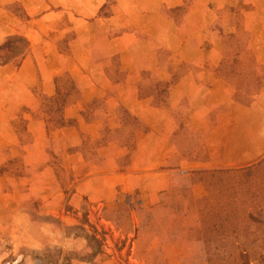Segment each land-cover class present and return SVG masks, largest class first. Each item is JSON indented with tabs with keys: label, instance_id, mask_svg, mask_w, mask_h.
<instances>
[{
	"label": "crops",
	"instance_id": "obj_1",
	"mask_svg": "<svg viewBox=\"0 0 264 264\" xmlns=\"http://www.w3.org/2000/svg\"><path fill=\"white\" fill-rule=\"evenodd\" d=\"M13 1L23 6L27 18L16 16L8 8L9 1L0 2V44L10 36L23 35L30 47L19 67L14 64L0 65V165L9 159L12 150L21 149V142L11 126V118L20 108H27V113L32 116L25 117L29 119V129L33 132V140L22 148L28 151L46 138L43 116L37 105L39 94L52 96L55 93V78L66 72L77 82L82 97L66 107L64 114L66 118L76 119L81 126L84 120L80 112L94 97L112 85L95 56H98L99 51L109 55L125 53L141 37L147 39L146 45L150 48L148 53L153 61L159 47L171 53L181 48L180 59H189L192 68L179 81L176 94L179 99L175 103L183 99L187 101L189 109L185 119L190 120V125L197 131L199 123L212 119L208 108L199 106V103L205 99L209 103L210 98H215L221 83L214 73L221 56V47L217 46L215 38L218 28H204L209 42L205 39L207 46H196L197 40L199 43L202 41L197 32L200 27H189L187 31L185 26L169 16L168 11L184 6L187 13L184 22L207 27L215 19L214 22L218 21L215 15L217 8H232L239 3L238 0H65L64 5L58 2L59 10L54 9V0ZM244 2L253 5L259 4L260 0ZM106 8L109 9L108 13L104 12ZM250 22L246 18L245 29L255 39L257 36L261 38L260 26L250 27ZM109 23L114 28H110ZM159 28L163 33H159ZM64 38H70L67 46L62 42ZM151 63L153 72L157 68ZM108 102L111 109L124 105L140 116L150 129L149 133L138 134V150L131 165L120 170L112 158L104 160L95 156L89 160L80 153H65L66 167L72 173L68 181L71 183V193L66 201L72 206L66 207L63 206L64 189L51 174L49 166L45 165L49 160L44 158L25 162L29 168L35 169L32 174L33 187L32 191L19 197L20 200L29 197L44 202L47 214L59 216L63 221L72 220L70 215H81L85 211L90 216H96L99 222L97 227L107 232L103 240V253L93 257L92 261L73 259L71 264H168L169 261L175 264H204L201 256L197 260L195 256H186L179 250L180 246L193 245V241L185 237L184 227L179 231V239L167 235L169 229L171 231L169 220L174 223L172 231L179 230V216L186 213L181 189L190 183V164L185 160L173 171L161 170L165 165L164 159L168 157L167 152L171 149L169 137L175 127L172 111H144L143 104L150 103V99L139 100L137 89L132 84L120 87L117 96ZM75 129L64 127L53 134ZM158 132H162L160 144L157 141L152 143L149 134ZM42 165L46 166L44 171L38 170ZM108 166L111 169L107 170ZM158 193L163 203L165 200L166 207L162 210V214L168 216L163 218L167 225L165 229L162 219L155 216L153 209ZM14 214L13 220L7 224L6 234L12 246L13 264H43L39 258L21 253L22 248L40 253L51 248L87 249L84 237L66 234L52 218L40 223L33 232L29 213L19 209ZM174 215L178 218L171 219ZM167 244L175 250L173 255L167 256L163 252ZM119 247L123 249H117ZM188 258L192 261H187ZM4 262L0 260V263Z\"/></svg>",
	"mask_w": 264,
	"mask_h": 264
},
{
	"label": "rangeland",
	"instance_id": "obj_2",
	"mask_svg": "<svg viewBox=\"0 0 264 264\" xmlns=\"http://www.w3.org/2000/svg\"><path fill=\"white\" fill-rule=\"evenodd\" d=\"M2 1L3 0H0V2ZM7 1H9L7 3L9 9L10 6L14 4H19L23 8L17 1ZM54 2L55 6L58 5V2L63 5L65 4V0H54ZM238 2L239 3L232 8H217L218 10L215 12V15L218 21L214 22L216 20L214 18L213 24L207 27H203V24H193L190 22H185L183 26L186 27L187 31L189 27H200L197 32L201 35L199 39L202 41L200 40L201 43H199L197 40L196 45L199 47L207 46V41L209 42L206 38L208 36H206L203 31L204 28H211V30H216L218 28L215 32L217 46L221 47V56L218 64L223 60H227L228 64H236L238 75L233 77L231 84L234 85L235 82L236 85L242 84L245 86L247 80H249V83L253 80V83L249 85L251 90L247 95L244 94L245 97H242V101L232 102L230 93L233 92L232 90H234V87L231 88L229 82L226 83L219 78L221 83L218 85L217 94H215L216 97L210 98L209 103H207L208 99L199 103V106H206L212 116L211 120L205 119L202 123H199L200 128L198 130L203 133V144L200 149L197 151H190V143H188L186 139L183 138L182 144H179L177 140L174 142L169 137L171 149L168 150V157L164 159L165 165L161 168V170L173 171L178 168L183 160L190 164L189 186L181 189V194L186 204V213L184 216H179L181 222L178 231H172L174 223L169 220L172 232L168 228L170 233L168 232L167 235L168 237L172 235L179 239L181 233L179 231H181V227H184L186 232L185 237L189 241H193V245L185 247L180 246L179 250L186 256H195L197 260H199L201 256L202 260L204 259V264H264V0H260L259 4L256 3L253 5L251 3H245L244 0H238ZM17 6L15 5V7ZM55 6H53L54 9L59 10L58 6ZM233 9L236 10V12H233ZM11 11L13 10L11 9ZM104 12L108 13L109 9L106 8ZM212 15H214V13ZM246 18L249 19V22L251 21L249 23L250 27L255 26L259 28L260 26L259 30L262 33V37L260 36L261 38L257 36L255 39L254 35L245 29ZM108 25L110 28H114L112 23ZM201 26L203 28H201ZM238 29L248 35L240 37L238 41H232L231 45L235 46L234 43L237 42L239 44L238 49L242 54H228L224 56L225 58L223 59V36L225 37L227 33L235 32ZM159 33H163L160 31V28ZM215 38H213V40ZM226 39L228 40V38ZM145 41H147L146 38ZM171 45L174 46L172 43ZM147 47L148 50H150L149 46ZM159 49L160 47L158 50ZM167 51L169 52V54H167V59L170 60V62L177 63L183 60L190 62L189 59H180V57H182L181 48L175 49L174 52L172 51L173 53L169 50ZM156 53L153 59H156ZM153 74L161 82L169 78L167 72L158 69L153 71ZM255 88L257 90H255ZM176 94L170 100L167 108L160 109H170L172 111L174 108L182 105L184 110L187 111L189 105L185 99L180 103H175L179 99V95L176 96ZM192 94L194 93L190 95ZM42 96L44 95L39 94L37 105L39 112L43 116L41 117L46 129L45 116L40 107L41 100H43L41 99ZM44 105H47V109L51 108L49 103H45ZM27 111V108H20L11 118V126L13 130L15 129L18 141L21 143H28L33 140V132L29 129L31 127L29 126V119L25 118L31 116ZM214 112L216 118H214ZM30 118H32V116ZM113 120V118L110 119L111 122ZM143 122L145 123L144 120ZM184 122L191 124V121L188 119H184ZM84 123L81 127L77 122L76 129L72 132H56L53 134V132L56 131L54 130L48 136L46 135L44 140L39 141L35 148H31L28 151L22 150L23 145H21V149L12 150L9 159L0 165V260L5 261L0 264H13L12 246L8 241L10 238L6 239V234H8L7 229L9 227L7 224L13 220L14 213L19 209L29 213L31 226H33L31 231L33 232L34 229L38 228L37 226H39L40 223L52 218V221H55V223L63 228V231L68 235H75L78 233L85 236L86 234H93L95 237L102 240V242L106 239L105 234L107 232L97 227L96 224L99 222L94 214L90 216L88 212L85 211L81 213V215H70V217L73 218L72 220L66 219L63 221L59 216L52 217L47 214V208L44 202H37L34 198L29 197L25 200H20L21 196L32 191L31 189L33 187L32 174L35 169L26 168V163L47 158L49 161L51 160V162H53L57 172L55 174L53 167H49L51 169V174L64 189L62 193L65 195L63 197L65 200L63 206H72L68 205V202H66L71 193V188L69 187L71 183H69V180H71L72 174L71 170L66 167L65 158L63 157L65 153L72 154L67 151V146L69 144H75L76 146L79 142H84L82 146L88 149L89 155L92 154L91 152H93L94 149L99 147V145H96L95 142L92 141L98 135L100 121L87 123L84 120ZM145 125L147 126L146 123ZM149 132L150 129L148 128L147 133ZM139 133L146 134L141 131L136 132V148L131 154L130 162H128L127 159H123L124 161L118 164L114 157L103 158L101 154L104 153L105 150L100 152V154L97 153L92 155L89 160L95 156H100V158L104 160L112 158L120 170L127 168L131 165L133 157L137 153V137H139ZM161 133L162 132H158L155 135L149 134L152 143H155V141L159 143V139L162 136ZM42 147L44 148L43 150ZM50 149L51 153L48 152ZM181 149L184 154L189 157L186 156V158H181L179 156V150ZM253 165L254 167H252V169L254 170L250 174L246 175L247 171L234 172L236 170H244L246 167ZM109 167L110 166L107 167V170L111 169ZM44 169L45 167H43L41 171H44ZM221 170H231L232 173L226 171L221 172ZM19 172H22V174L19 175ZM217 172L220 175H217ZM140 185L143 184L141 183ZM159 196L161 197L159 193L155 196L153 209L155 211V216L162 219L165 229L167 225H165L163 218L168 216L162 214V210H164L166 206L165 200L163 203V200L159 199ZM174 209L177 210V208ZM222 213L230 215L229 219L226 217L215 219L218 214ZM248 213L252 214L256 219H249ZM177 218V215L171 217V219ZM68 222L73 223L71 224ZM62 224H66V226L62 227ZM213 226H217L220 230L225 228H237L239 239L235 241V246L230 242L233 238L228 239L227 242L218 239L213 233V228L211 229ZM212 235L215 236L216 239L207 247L205 241L209 238L211 239ZM164 237L165 233L163 231V239ZM91 245L92 250L97 251L99 249L97 245L94 246L93 241ZM117 249L120 250L123 249V247ZM162 250L167 256L175 253V250L169 244ZM102 251H104L103 247ZM20 252L32 258H39L43 264H71L73 259L84 256L87 251L78 249L73 250V248L69 250L51 248L40 253L22 248ZM209 255L213 256L212 260H209ZM186 260L192 261L190 258ZM168 264L175 263L169 261Z\"/></svg>",
	"mask_w": 264,
	"mask_h": 264
},
{
	"label": "trees",
	"instance_id": "obj_3",
	"mask_svg": "<svg viewBox=\"0 0 264 264\" xmlns=\"http://www.w3.org/2000/svg\"><path fill=\"white\" fill-rule=\"evenodd\" d=\"M15 5L17 6L19 4L10 6V9L13 10L15 15L21 19L27 18L23 8L20 5V7H15ZM232 11L236 12L234 9ZM168 12L170 14L169 16L175 18L179 24L183 25V23H185L184 21L187 13L184 6L170 9ZM247 35V33L238 29L235 32L227 33L225 37L223 36V59L225 58L224 56H227L228 54H242L238 49L239 44L236 42L234 43L235 46H232L231 43L232 41H238L240 37ZM226 38H228V40ZM69 39L70 38H64L62 40L63 44H66L67 46ZM146 43L147 41H145V38L141 37L136 45L132 46L127 52L123 54L109 55L105 52L99 51L98 56H95V60L102 64L105 75L110 80L112 85L94 97L88 103L87 107L80 112V115L87 123L100 121L98 135L92 141L95 142L96 145H99V147L94 149V151L91 152L92 154L89 155L88 149L82 146L84 142H79V144H76V146L75 144H69L67 146V151L71 153L80 152L85 159H89L92 155L97 153L100 154V152L105 150L104 153L101 154L103 155V158L114 157L118 164H120L121 161H124L123 159H127V161L130 162L131 154L136 148V132L141 131L147 133L148 127L145 125L140 116L132 114L124 106L120 105L111 109L108 100L117 96L118 89L120 87L132 84L135 85L137 89V97L139 100L144 101L146 99H150V103L147 105L143 104L144 111H147V109L148 111H153L160 108H167L169 106L170 100L179 90V81L181 77L189 73L190 69L192 68L190 65L191 63L186 60L179 61L177 63L170 62V60L167 59V54H169V52L163 48L157 50L156 59L153 61L148 53L149 50L146 46ZM29 47V42L23 36L15 35L8 37L2 44H0V65L14 64L15 66L19 67L24 57L28 54ZM151 62L154 63L158 70L168 73L169 78L167 81L161 82L157 79V77L151 71ZM214 73L224 82H229V84L232 83L231 81L233 77L238 75L236 64H228L227 60L221 61L217 68L214 69ZM250 82L251 83H249V80H247L245 86L242 84L236 85L235 82L234 85L231 84V88L234 87V90H232L233 92L230 93L232 96L230 97L232 98V102L242 101V97H245L244 94L247 95L251 90L249 85L253 83V80ZM255 90L257 89L255 88ZM81 97L82 94L77 82L69 73H64L63 75L55 78V93L52 96L41 97L43 100H41L40 107L45 116L44 120L46 123L47 136L54 130L64 127L77 126V120L66 118L64 110L69 105L80 100ZM45 103H49L51 108L47 109V105H44ZM186 112L187 111L184 110L182 105L172 110L175 127L172 134L170 135V138L174 142L177 140L179 144H182L184 138L188 141V143H190V151H197L203 144V133L202 131L195 130L190 124L184 122ZM111 118L114 119L112 122L110 121ZM28 143L22 142L21 145ZM48 152L51 153V149ZM179 156L181 158H186L188 155H185L181 149L179 150ZM45 165L53 167L55 174L57 173L55 170V165L53 162H51V160ZM45 165L39 166L38 170H42L43 167H46ZM25 167L29 168L26 165ZM252 167H254V165L246 167L244 170H236L234 172L247 171V175L254 170ZM224 171L232 173L231 170H221V172ZM18 174L21 175L22 172H19ZM217 175L220 174L217 172ZM222 217L229 219L230 215L227 213L218 214L215 219H221ZM248 218L251 220L256 219L250 213H248ZM212 228L214 230L213 233L218 239L227 242L228 239L233 238V240H230V242H232V244L235 246V241L239 239L237 228H225L223 230H220L217 226H213L211 229ZM75 235L84 237L87 241V252L84 256L76 258L92 261L93 257L103 253L102 240L98 239L93 234H86L84 236L77 233ZM215 239L216 238L213 235L211 236V239H205L206 246L208 247V245L214 242ZM91 240L94 242V246L97 245L99 248L97 251L91 249ZM212 258L213 256L209 255V260H212Z\"/></svg>",
	"mask_w": 264,
	"mask_h": 264
}]
</instances>
